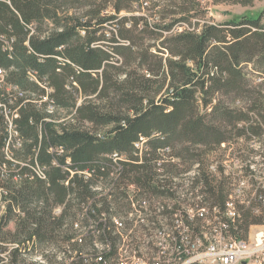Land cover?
Instances as JSON below:
<instances>
[{"label":"trees","instance_id":"obj_1","mask_svg":"<svg viewBox=\"0 0 264 264\" xmlns=\"http://www.w3.org/2000/svg\"><path fill=\"white\" fill-rule=\"evenodd\" d=\"M200 13L201 0H0V264H123L137 233L175 249L264 226V182L232 194L224 166L230 149L264 148V9Z\"/></svg>","mask_w":264,"mask_h":264},{"label":"rangeland","instance_id":"obj_2","mask_svg":"<svg viewBox=\"0 0 264 264\" xmlns=\"http://www.w3.org/2000/svg\"><path fill=\"white\" fill-rule=\"evenodd\" d=\"M202 1V13H200V16H198V20L200 22L210 21L215 24H226L229 22L237 21L238 19L242 17H251V18H257L261 11L264 9V0L256 2L251 7H244L240 5H232L230 3H220V4H214L212 1L209 0H201ZM254 150L257 154H251L249 151H241L240 154L242 157L236 156L235 151L233 149H230L226 153V161L224 163V166L226 168V176L230 177V192L235 194L238 189H242V193H248L252 192L253 185L252 180H256L258 182H264V148L261 144H255ZM251 164L252 167L250 168V171H247V166ZM15 166H13L14 168ZM215 168L217 165L214 166ZM193 177V174L188 175L184 178H190ZM187 185V183H186ZM134 189L131 188L130 196L132 198V201H134ZM191 198V197H190ZM236 202L245 201V198L240 199L239 197H234ZM192 202H198L190 200L187 202V204H190ZM137 204L135 203V206ZM186 206V205H184ZM132 218H136V215L133 214ZM123 221L125 219H122ZM264 230V226H254L250 229L249 234L247 236V240L253 239L254 236H256V233L260 230ZM204 241H197V251L194 255L191 257L198 258L201 256V254L205 251L207 248L208 243L213 240V236L215 235L214 231H204ZM157 233H151V236L145 235L143 236L142 233H137V239H132L125 241H128V245L124 248V251H128V254L124 255V260L126 259V255L130 256L128 258V261L123 264H152L154 261V258H157L158 256V249H157V237H155ZM195 234V233H194ZM153 235V236H152ZM197 236V239H200V236L195 234ZM196 238V237H194ZM133 242V243H131ZM135 242V243H134ZM140 244H143L142 246ZM124 246L122 245V248ZM133 251H136L133 253ZM124 253V252H123ZM132 253V254H131ZM136 254V258L133 257V255ZM200 255V256H199ZM138 256V257H137ZM202 258V257H200ZM199 258V259H200ZM39 260V259H37ZM91 260V257L89 258ZM69 264V263H67ZM90 264V263H89ZM205 264V263H203Z\"/></svg>","mask_w":264,"mask_h":264},{"label":"built area","instance_id":"obj_3","mask_svg":"<svg viewBox=\"0 0 264 264\" xmlns=\"http://www.w3.org/2000/svg\"><path fill=\"white\" fill-rule=\"evenodd\" d=\"M0 77H2L0 71ZM8 122L12 127V120L7 118ZM18 149L22 148V143L18 141ZM41 171H46L45 168L41 167ZM242 189H238L235 194H241ZM1 194V193H0ZM1 200H3L1 194ZM205 210L200 213L203 217ZM236 208L233 202L227 204V217L230 220H234L236 217ZM191 219H194L195 213L193 210H189ZM224 229L227 226H223ZM177 229H182L184 233L189 232V227L185 225L184 221L179 218ZM215 235L213 240L208 243L207 248L201 254L200 257L192 258L191 256L197 251V241L184 240V242L173 248V244L176 241L170 235L161 233L157 238V249L158 256L154 258L152 264H264V230L260 229L253 239L249 240H234L217 227L214 228ZM174 249V250H173ZM171 252V253H170ZM178 254V256H177ZM183 258V259H182ZM185 258V259H184Z\"/></svg>","mask_w":264,"mask_h":264},{"label":"bare ground","instance_id":"obj_4","mask_svg":"<svg viewBox=\"0 0 264 264\" xmlns=\"http://www.w3.org/2000/svg\"><path fill=\"white\" fill-rule=\"evenodd\" d=\"M3 207V206H2Z\"/></svg>","mask_w":264,"mask_h":264}]
</instances>
